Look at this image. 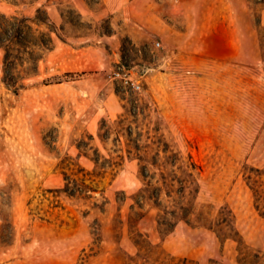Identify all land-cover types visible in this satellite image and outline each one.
<instances>
[{
  "label": "rangeland",
  "instance_id": "374dc122",
  "mask_svg": "<svg viewBox=\"0 0 264 264\" xmlns=\"http://www.w3.org/2000/svg\"><path fill=\"white\" fill-rule=\"evenodd\" d=\"M38 8L61 38L16 94L1 80L0 49V264H264V217L245 178L264 167V3L0 0V14ZM119 118L120 144L101 143L100 120L115 128ZM78 145L90 156L191 159L196 213L229 217L240 252L196 219L160 233L155 208L131 209L137 160L91 176ZM72 178L93 189L68 197Z\"/></svg>",
  "mask_w": 264,
  "mask_h": 264
},
{
  "label": "trees",
  "instance_id": "16d2710c",
  "mask_svg": "<svg viewBox=\"0 0 264 264\" xmlns=\"http://www.w3.org/2000/svg\"><path fill=\"white\" fill-rule=\"evenodd\" d=\"M261 2L264 3L263 0ZM54 35L61 38L57 32V26L44 9L38 8L33 17L0 14V49L4 50V75L1 80L15 94L23 87L20 84L22 80L36 74L38 63L44 54L53 50ZM122 122L123 119L119 118L116 123L117 127L112 128L101 119L97 133L101 143L106 144L111 140L114 144H120L119 133L122 130ZM113 132L116 137L110 139ZM90 140H93L92 136ZM132 144L128 145L131 149L138 145ZM78 148L80 149L78 155H83L94 163L95 168L88 174L100 178H104L108 171L113 176L127 160H137L139 166L137 176L142 181L143 187L133 196L135 202L131 209L135 207L142 209L145 205L155 208L157 229L160 233L171 232L181 221L190 223L196 219L199 225L208 227L220 239L237 240L239 242L237 249L240 252V248L243 247L242 242L236 239V231L229 217L224 213H219L216 220L209 224L208 221L203 220L202 212L196 213L195 199L200 189L195 176L196 165L191 159L101 154L90 156L82 154L84 149L82 145H78ZM130 152L131 150L128 149V155ZM245 178L252 191L254 206L257 212L264 217V167L252 169L250 173L247 172ZM81 179H66L63 191L68 197H77L79 193L93 189L92 186L85 184L83 178ZM135 213L138 218L141 217V213L137 211ZM129 220L133 221L131 215ZM136 246L142 248L137 242ZM256 258L261 257L257 254ZM239 261L243 264H260L259 261L250 260L246 256H241ZM190 262L188 259L180 261L181 264H191Z\"/></svg>",
  "mask_w": 264,
  "mask_h": 264
},
{
  "label": "built area",
  "instance_id": "2783aa9c",
  "mask_svg": "<svg viewBox=\"0 0 264 264\" xmlns=\"http://www.w3.org/2000/svg\"><path fill=\"white\" fill-rule=\"evenodd\" d=\"M156 45L159 46V43H156ZM131 84L133 85V87L136 90H141V86H140L139 82H131Z\"/></svg>",
  "mask_w": 264,
  "mask_h": 264
}]
</instances>
